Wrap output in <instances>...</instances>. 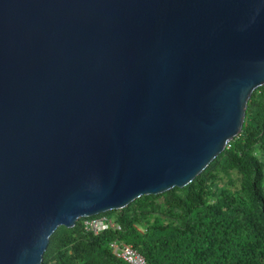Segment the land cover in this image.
<instances>
[{
	"label": "water",
	"instance_id": "95a60500",
	"mask_svg": "<svg viewBox=\"0 0 264 264\" xmlns=\"http://www.w3.org/2000/svg\"><path fill=\"white\" fill-rule=\"evenodd\" d=\"M264 85V0H0V264L183 187Z\"/></svg>",
	"mask_w": 264,
	"mask_h": 264
},
{
	"label": "trees",
	"instance_id": "16d2710c",
	"mask_svg": "<svg viewBox=\"0 0 264 264\" xmlns=\"http://www.w3.org/2000/svg\"><path fill=\"white\" fill-rule=\"evenodd\" d=\"M96 216L120 229L94 233L83 218L59 226L40 264H127L112 241L148 264H264V85L248 100L241 132L191 182Z\"/></svg>",
	"mask_w": 264,
	"mask_h": 264
},
{
	"label": "built area",
	"instance_id": "2783aa9c",
	"mask_svg": "<svg viewBox=\"0 0 264 264\" xmlns=\"http://www.w3.org/2000/svg\"><path fill=\"white\" fill-rule=\"evenodd\" d=\"M82 224L86 230H90L94 233L107 228H114L116 230L120 229L118 224L106 216L83 218ZM109 247L111 253L115 257L123 260L127 264H147L144 257L137 252L131 244L121 241H112L110 242Z\"/></svg>",
	"mask_w": 264,
	"mask_h": 264
},
{
	"label": "rangeland",
	"instance_id": "374dc122",
	"mask_svg": "<svg viewBox=\"0 0 264 264\" xmlns=\"http://www.w3.org/2000/svg\"><path fill=\"white\" fill-rule=\"evenodd\" d=\"M148 264V263H147Z\"/></svg>",
	"mask_w": 264,
	"mask_h": 264
}]
</instances>
